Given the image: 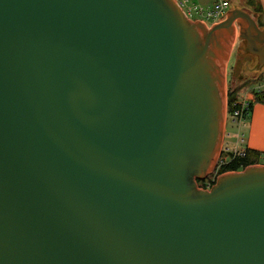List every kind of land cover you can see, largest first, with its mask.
Here are the masks:
<instances>
[{
  "label": "water",
  "instance_id": "1",
  "mask_svg": "<svg viewBox=\"0 0 264 264\" xmlns=\"http://www.w3.org/2000/svg\"><path fill=\"white\" fill-rule=\"evenodd\" d=\"M237 34L264 65L246 8L0 0V264H264V165L197 184Z\"/></svg>",
  "mask_w": 264,
  "mask_h": 264
},
{
  "label": "rangeland",
  "instance_id": "2",
  "mask_svg": "<svg viewBox=\"0 0 264 264\" xmlns=\"http://www.w3.org/2000/svg\"><path fill=\"white\" fill-rule=\"evenodd\" d=\"M237 2V0H231L230 8L233 3ZM252 14V13H251ZM256 21V20H255ZM257 24L260 28L264 27V18L257 19ZM208 27L212 24H208L204 22ZM245 56L248 54L245 51V42L239 38L238 34L235 36L228 61L225 65L224 70V84L223 91L227 98V93L229 90H232L238 86L241 88L238 89L236 93L237 100L242 99L243 97L248 96V94H252L255 88H261L264 90V65L256 66L257 59L256 57H252L251 60L246 63L243 62L242 65H239L238 75L235 74L234 68L238 65L239 60H243ZM242 76V77H240ZM242 95V96H240ZM253 99V96H252ZM249 121V117L246 118L243 122ZM241 125H237L230 118L226 119L224 122V131L222 134V141L220 144L219 151L223 150H232L238 144V147H243L244 142H241L242 139L246 141L248 137L247 128H245L244 123ZM240 142V143H239ZM264 155V154H263ZM212 178V173L204 179V182H207L208 179Z\"/></svg>",
  "mask_w": 264,
  "mask_h": 264
},
{
  "label": "crops",
  "instance_id": "3",
  "mask_svg": "<svg viewBox=\"0 0 264 264\" xmlns=\"http://www.w3.org/2000/svg\"><path fill=\"white\" fill-rule=\"evenodd\" d=\"M189 4L194 7H202L204 9H210L213 7L215 1L217 0H188ZM228 1L229 6L231 3V0H224ZM246 8L249 9L252 13L254 19L257 21V19L264 18V0H237V2L233 3L231 5V8ZM208 24H214V22H207ZM256 90H262L261 88H255ZM242 96V95H240ZM252 94H249L247 97H252ZM254 100V96H253ZM252 100V101H253ZM249 121L243 122L245 128H247L248 137L246 138V141L242 139L241 142H244L243 147H238V144H236V147H234L232 150L236 152H241L245 148H251L257 151L261 152L260 157V163L264 165V104L254 102L252 105V109L249 114ZM247 117V118H248ZM240 143V142H239Z\"/></svg>",
  "mask_w": 264,
  "mask_h": 264
},
{
  "label": "built area",
  "instance_id": "4",
  "mask_svg": "<svg viewBox=\"0 0 264 264\" xmlns=\"http://www.w3.org/2000/svg\"><path fill=\"white\" fill-rule=\"evenodd\" d=\"M177 3L180 5L188 19L194 20H201L203 22H219L225 18L227 11L229 10L230 6L228 1L224 0H217L215 1L214 5L210 9H204L202 7H194L190 5L188 0H176ZM249 95V94H248ZM252 97H243L240 100H237L235 103L231 105V108L227 104V98L225 102V118H230L233 122L237 125H241L244 121V110H249L248 106L249 103L252 101ZM247 115V114H246ZM237 154H243V151L236 152ZM224 158L219 155L214 170L212 171V178L207 182L203 183V186H200L202 189L208 190L215 182V179L220 174L217 172L219 167L224 163Z\"/></svg>",
  "mask_w": 264,
  "mask_h": 264
},
{
  "label": "trees",
  "instance_id": "5",
  "mask_svg": "<svg viewBox=\"0 0 264 264\" xmlns=\"http://www.w3.org/2000/svg\"><path fill=\"white\" fill-rule=\"evenodd\" d=\"M239 88H241V86L229 90L227 93V104L230 108L231 105L237 101L236 93L238 92ZM253 96L254 100L249 103V110H244V120H246V118L249 116L254 102L264 104V90H254ZM220 156H222L225 160L224 163L217 170L219 174L233 171H242L247 166L257 165L261 162V152L251 148H245L243 150V154H237L236 152H233L231 150H223L221 151ZM203 183L204 180L197 181L199 187L203 186Z\"/></svg>",
  "mask_w": 264,
  "mask_h": 264
},
{
  "label": "flooded vegetation",
  "instance_id": "6",
  "mask_svg": "<svg viewBox=\"0 0 264 264\" xmlns=\"http://www.w3.org/2000/svg\"><path fill=\"white\" fill-rule=\"evenodd\" d=\"M248 54V53H247ZM249 55V54H248ZM246 57V56H245ZM244 63H246L247 62V60H244V58H243V60H242ZM243 62H242V64H243ZM240 77H242V76H240Z\"/></svg>",
  "mask_w": 264,
  "mask_h": 264
}]
</instances>
